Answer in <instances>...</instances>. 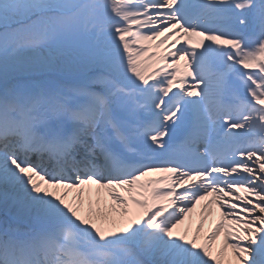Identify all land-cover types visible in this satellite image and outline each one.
Segmentation results:
<instances>
[{
  "label": "snow or ice",
  "instance_id": "1",
  "mask_svg": "<svg viewBox=\"0 0 264 264\" xmlns=\"http://www.w3.org/2000/svg\"><path fill=\"white\" fill-rule=\"evenodd\" d=\"M0 83V264H264V0H0Z\"/></svg>",
  "mask_w": 264,
  "mask_h": 264
},
{
  "label": "rangeland",
  "instance_id": "2",
  "mask_svg": "<svg viewBox=\"0 0 264 264\" xmlns=\"http://www.w3.org/2000/svg\"><path fill=\"white\" fill-rule=\"evenodd\" d=\"M85 43V44H84ZM80 45H87V51H89V45L87 44L86 41H84L83 43H80L79 46L77 48H80ZM84 48V47H83ZM78 49H76V56H77V62L75 64H71L68 66H65L64 64L61 63L60 65V70H54L50 73H46V75H50L53 77H57V78H67L70 77L72 75H79L81 72H84L87 68H88V64L85 62L86 60L89 61V54L84 55H79L77 51ZM86 58V60H85ZM66 75H70V76H66Z\"/></svg>",
  "mask_w": 264,
  "mask_h": 264
},
{
  "label": "bare ground",
  "instance_id": "3",
  "mask_svg": "<svg viewBox=\"0 0 264 264\" xmlns=\"http://www.w3.org/2000/svg\"><path fill=\"white\" fill-rule=\"evenodd\" d=\"M165 50V47L164 46H162L160 49H157L156 51H158V52H163ZM171 59V58H170ZM190 79V78H189ZM75 195V193H69V199L71 200L72 199V197ZM203 203V202H202ZM15 212V210H13V209H10V213L11 214H13ZM213 212H214V214H215V216H214V218L215 217H218V211L214 208L213 209ZM199 219V205L197 206V211L196 212H194L191 216H190V218L185 222V225H182L181 226V228L180 229H178L177 231H181V230H183L184 228H187L189 225H191L193 228H194V226H195V224H196V222H197V220ZM207 228H208V224H206L205 225V231L207 230ZM214 250H215V246H214Z\"/></svg>",
  "mask_w": 264,
  "mask_h": 264
}]
</instances>
